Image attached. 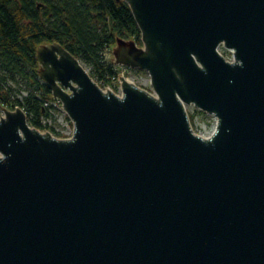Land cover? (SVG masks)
I'll use <instances>...</instances> for the list:
<instances>
[{
  "label": "water",
  "instance_id": "1",
  "mask_svg": "<svg viewBox=\"0 0 264 264\" xmlns=\"http://www.w3.org/2000/svg\"><path fill=\"white\" fill-rule=\"evenodd\" d=\"M118 1L143 44L117 39L113 61L153 91L38 47L73 134L3 108L0 264H264V0ZM190 104L217 117L209 136Z\"/></svg>",
  "mask_w": 264,
  "mask_h": 264
},
{
  "label": "trees",
  "instance_id": "2",
  "mask_svg": "<svg viewBox=\"0 0 264 264\" xmlns=\"http://www.w3.org/2000/svg\"><path fill=\"white\" fill-rule=\"evenodd\" d=\"M119 38L142 44L126 1L0 0V105L21 106L32 126L49 128L42 118L51 115L45 101L52 92L39 76L38 47L61 43L91 67V75L104 87L102 81L107 84L121 70L112 55L108 61L103 56ZM23 90L25 95L16 96Z\"/></svg>",
  "mask_w": 264,
  "mask_h": 264
},
{
  "label": "rangeland",
  "instance_id": "3",
  "mask_svg": "<svg viewBox=\"0 0 264 264\" xmlns=\"http://www.w3.org/2000/svg\"><path fill=\"white\" fill-rule=\"evenodd\" d=\"M113 48L110 50H104L103 56H104L105 61H108V59L111 58V55H112V58H114ZM220 50H226L227 55L233 59L232 50L226 48L223 45L220 46ZM83 65L88 69L89 72H91L90 71L91 67L89 65H86L84 63ZM119 66L121 69L118 73L119 79L122 76H125L126 78L132 79V81L135 84L141 86L142 88H145L149 91H153L151 81H150V75L146 70L134 69V68L132 69V68L124 67L121 65ZM102 82L104 84L103 88H110L117 93L122 92L119 90V87L121 86V84L117 86L118 82L113 81V80L108 82L107 84L104 80ZM26 93H27L26 90H23L21 94H16V96L21 97L22 94L25 95ZM48 107H49V111L51 115L49 117H43L42 123L44 125H47L49 128L40 129V130L43 132L51 131L54 136L59 137V138L68 137L69 133L73 131V122L71 121L66 111L64 110L62 102L58 104V106L52 103H49ZM3 108L4 107L0 105V116L4 115ZM186 110L189 114V117L192 115V119L190 118V120H191L192 127L196 133L203 135V136H209L215 130L216 125H217V117L214 114L207 113L199 109L198 107H196L194 104L187 105Z\"/></svg>",
  "mask_w": 264,
  "mask_h": 264
},
{
  "label": "built area",
  "instance_id": "4",
  "mask_svg": "<svg viewBox=\"0 0 264 264\" xmlns=\"http://www.w3.org/2000/svg\"><path fill=\"white\" fill-rule=\"evenodd\" d=\"M112 80L118 82L117 86H119V84H121V80L119 79V76H118V77H117V76H116V77H112ZM119 90L121 91V86L119 87ZM49 103H52V104L58 106V104H60L61 102H60V100H58V99H52V100H50V101H46V102H45V105L48 106ZM72 134H73V131H71V132L69 133L68 137H71Z\"/></svg>",
  "mask_w": 264,
  "mask_h": 264
},
{
  "label": "bare ground",
  "instance_id": "5",
  "mask_svg": "<svg viewBox=\"0 0 264 264\" xmlns=\"http://www.w3.org/2000/svg\"><path fill=\"white\" fill-rule=\"evenodd\" d=\"M126 80L129 82H133L132 79H130V78H126Z\"/></svg>",
  "mask_w": 264,
  "mask_h": 264
}]
</instances>
